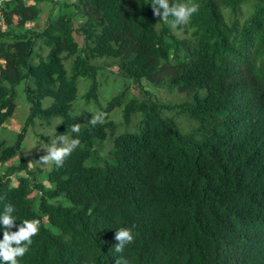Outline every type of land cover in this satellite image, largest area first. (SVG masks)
I'll use <instances>...</instances> for the list:
<instances>
[{"label":"trees","instance_id":"trees-1","mask_svg":"<svg viewBox=\"0 0 264 264\" xmlns=\"http://www.w3.org/2000/svg\"><path fill=\"white\" fill-rule=\"evenodd\" d=\"M48 1L43 25L26 27ZM151 3L0 1V127L14 113L21 80L30 102L15 142L0 143V165L19 156L0 174V211L5 204L15 209L9 231L25 219L39 221L18 264H115L118 258L127 264H264V0H192L198 11L177 26L181 34L154 15ZM244 6L251 7L245 17ZM38 40L48 50L34 61ZM104 55L115 59L117 73L133 78L140 95L124 101L121 89L99 109L103 124L92 126L89 115L72 133L77 78L89 76L83 97L97 98L99 66L91 59ZM144 82L188 96L160 103L149 98ZM44 96L53 98L46 107ZM120 105L126 123L133 114L141 118L137 130L114 135L109 116ZM165 106L195 120L194 132L162 117ZM35 117H60L55 136L70 131V139L81 141L62 167L52 164L51 187L36 181L38 172L20 152ZM108 131L113 147L100 155L94 146ZM89 157L96 162L86 164ZM122 227L135 239L116 253L114 236ZM3 232L0 225V240Z\"/></svg>","mask_w":264,"mask_h":264},{"label":"rangeland","instance_id":"rangeland-1","mask_svg":"<svg viewBox=\"0 0 264 264\" xmlns=\"http://www.w3.org/2000/svg\"><path fill=\"white\" fill-rule=\"evenodd\" d=\"M62 1V0H59ZM70 1V0H69ZM179 4L191 5L192 0H179ZM51 3L42 2V12L40 18L37 22L31 23L27 22L26 27L38 28L43 25L44 18L47 14L48 8ZM58 8L55 5V10ZM251 11V7H243L242 16H247ZM166 23L171 26L173 18L164 19ZM0 24L2 28H5L3 20L0 18ZM171 30L177 34L183 33L182 28H172ZM48 47L41 40H38L35 47L36 55L33 57L34 61H38V57H45ZM73 57L70 56L65 59V66L70 72V66L72 64ZM91 63L98 65V71L96 73V78L99 82L98 84V95L95 99H90L86 101L83 94L87 90L91 78L87 75H80L77 78V95L72 101L71 114L75 116L78 120V124L84 126L86 124L87 117L99 112V109L104 106L107 101L121 89L125 88L124 101L128 100L133 94H139V87L133 82V78L123 74L117 73V64L112 56H95L91 59ZM25 81L21 80L16 86L15 103L16 107L14 113L8 120L0 127V143L4 142L6 145H10L15 142L16 135L20 131L21 127L25 124L27 117L30 113V102L27 99L26 91L24 89ZM146 90H148L149 98L158 101L160 103L174 104L185 100L188 94L184 91H178L174 89H169L166 86H155L152 84H146ZM53 101L51 96H44L41 99V105L43 107L48 106ZM122 105L115 107L110 113L109 119L112 120L115 125L114 135L125 131H135L138 128L137 122L141 118V113L133 114L129 123H126L122 114ZM160 115L165 118H169L180 131L185 133L194 132L197 122L187 114L179 113L176 108L165 106L160 109ZM61 122L60 117H54L49 120L40 119L35 117L33 121L29 122L28 127L25 132V136L21 143L20 152L27 160L28 167L31 171H37L36 181L42 183L46 187H51V184L46 179V174L50 170L52 164L48 166H41L37 161L40 156L46 154V147L51 143V139L55 138V131L57 125ZM70 139V131L63 134ZM58 146H62V142H58ZM100 153V155H106L107 151L113 147V136L108 131L107 137L98 142L95 146ZM19 162V156H15L10 161L6 162L4 165L0 166V174L5 170L6 167L14 165ZM94 157H89L86 160V164L95 163ZM99 163V161H97ZM16 175L11 176V184H16ZM31 196L38 197L39 193L33 191ZM52 230H56L55 227L50 226Z\"/></svg>","mask_w":264,"mask_h":264},{"label":"clouds","instance_id":"clouds-1","mask_svg":"<svg viewBox=\"0 0 264 264\" xmlns=\"http://www.w3.org/2000/svg\"><path fill=\"white\" fill-rule=\"evenodd\" d=\"M151 5L156 17L165 20L169 16L174 18L171 23L172 28L187 24L191 16L198 11V5L173 4L170 6L168 0H152ZM105 115L104 113H95L89 123L92 126L98 123L103 124ZM80 131V124L76 123L71 126L72 133L78 134ZM58 142H62V146H58ZM80 144L79 139H69L65 135L56 136L51 139V143L45 148L46 154L40 156L37 162L41 166L54 164L57 168H60L64 165L66 158ZM2 199L4 198L0 197V200ZM14 211L15 209L11 204H5L3 210L0 211V225L4 228L3 239L0 240V264H18V258H22L29 251L33 243L32 238L39 231V221L27 219L23 220L17 231H9L16 226L14 223L16 218L12 215ZM114 239L117 241L115 252L123 253L126 245L134 242L135 237L132 229L122 227L117 229ZM115 264H127V261L118 258Z\"/></svg>","mask_w":264,"mask_h":264},{"label":"built area","instance_id":"built-area-1","mask_svg":"<svg viewBox=\"0 0 264 264\" xmlns=\"http://www.w3.org/2000/svg\"><path fill=\"white\" fill-rule=\"evenodd\" d=\"M1 1V0H0Z\"/></svg>","mask_w":264,"mask_h":264},{"label":"crops","instance_id":"crops-1","mask_svg":"<svg viewBox=\"0 0 264 264\" xmlns=\"http://www.w3.org/2000/svg\"><path fill=\"white\" fill-rule=\"evenodd\" d=\"M1 166V165H0Z\"/></svg>","mask_w":264,"mask_h":264}]
</instances>
